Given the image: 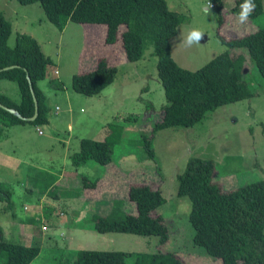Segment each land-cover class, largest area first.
Masks as SVG:
<instances>
[{
  "label": "rangeland",
  "instance_id": "rangeland-1",
  "mask_svg": "<svg viewBox=\"0 0 264 264\" xmlns=\"http://www.w3.org/2000/svg\"><path fill=\"white\" fill-rule=\"evenodd\" d=\"M165 1L169 9L184 17L170 39L176 63L195 70L223 51L243 52L246 65L243 79L252 96L217 106L191 127L172 126L153 131L162 116V106L167 103L157 73L158 24H119L115 28V46L99 41L87 53L83 35H74L71 41L69 36L63 38L39 3L0 0V12L11 22L8 44H14L17 33L29 34L51 59L44 79L37 83L46 95L48 123L0 126V189L10 193V199L0 194V226L4 239L40 247L39 254L29 264H68L82 249L172 251L181 257L191 253L207 255L203 247L192 241L194 230L188 220L191 201L187 196L177 195V174L184 170L188 159H212L214 179L225 191L264 179V76L244 49H232L225 43L264 26V0L263 11L250 16L245 24L238 22L240 5L235 0H224L220 14L215 7L208 6L207 0ZM193 28L200 29L205 36L199 45L187 47L183 40ZM125 32L140 33L143 38L141 53L133 62L125 60L118 45L125 41ZM103 56L117 68L112 83L97 94L76 92L71 85L72 76L106 61ZM2 87L5 88L2 92L19 99L15 81L0 78ZM114 127L121 129V140L115 144L109 163L72 164L70 155L79 150L82 138L102 140ZM144 139L149 140L153 157L148 156ZM29 165L43 168L47 174L71 170L91 178L99 171L101 176L96 188L83 186L81 192L73 195L72 188L66 187L60 191L64 193L60 198L48 197L43 195L48 179L40 176L36 179ZM133 184H147L161 190L165 202L153 214L160 215L167 226L168 239L164 242L153 234L101 233L93 229L96 218L92 211L104 208L102 212L108 213L112 205L125 213L135 211L134 203L128 198V188ZM45 207H50L52 214L42 210ZM66 214L71 217L79 214L75 225L63 222ZM204 259L222 264L220 259L209 255ZM132 261L130 258L127 263ZM197 262L188 261V264Z\"/></svg>",
  "mask_w": 264,
  "mask_h": 264
},
{
  "label": "trees",
  "instance_id": "trees-1",
  "mask_svg": "<svg viewBox=\"0 0 264 264\" xmlns=\"http://www.w3.org/2000/svg\"><path fill=\"white\" fill-rule=\"evenodd\" d=\"M20 4L37 2L46 18L61 32L67 22L105 24L106 40L115 37L119 24H158L155 35L157 73L163 86L166 104L153 131L180 126L188 128L200 121L206 112L227 103L252 96L243 79L245 55L240 51H223L200 68L188 70L179 66L171 54L170 39L184 17L168 8L165 0H16ZM221 13L224 0H207ZM256 8L251 16L263 11V0H254ZM237 5L243 0H235ZM125 60L133 62L141 53L143 38L140 33L126 34ZM11 22L0 12V78L16 82L20 100L13 101L0 93V102L16 109L23 117L34 113V102L26 74L29 75L38 101V115L33 121L20 119L0 107V126L21 123L35 126L48 123L49 107L38 81L44 79L46 66L51 62L31 35L17 33L14 44H8ZM225 43L228 47L244 49L254 60L259 73L264 76V26L237 36ZM117 68L105 60L92 69L72 76V88L84 95L99 93L112 83ZM56 86V85H55ZM117 127V126H116ZM115 127L102 140L82 138L77 152L70 155L74 166L88 162L96 165L109 163L113 149L121 140V129ZM149 140L144 139L147 154L153 157ZM178 196L191 201L188 220L194 232L192 241L203 247L207 255L218 258L222 264H264V179L247 182L225 191L214 179L212 159L190 157L184 170L177 174ZM10 199L9 192L0 189ZM1 197V195H0ZM128 198L135 211L125 213L117 205L100 216L93 229L98 232H123L137 235H157L159 241L168 239V229L160 215L153 210L165 202L159 188L147 184H133L128 188ZM40 252L37 245H24L4 239L0 226V264H29ZM184 264L172 251L124 252L120 250L82 249L68 264Z\"/></svg>",
  "mask_w": 264,
  "mask_h": 264
},
{
  "label": "crops",
  "instance_id": "crops-1",
  "mask_svg": "<svg viewBox=\"0 0 264 264\" xmlns=\"http://www.w3.org/2000/svg\"><path fill=\"white\" fill-rule=\"evenodd\" d=\"M87 24H93V23H83L82 24V23L69 21V22H67L65 28L60 32V33H62L61 36L63 38L65 37V39H68V36H69V41H71L73 38H75L74 35H80L81 36V34H82L83 35V40H84L83 46L86 49L84 51H87V53L90 51V49H93V46L95 44L98 45L99 41L102 44L109 45L110 47L116 45L117 39L114 38V37H113L112 40H113V42L115 41L114 42L115 44L114 43H110L112 40L109 43L106 42V38L105 37H106L107 27H106L105 24H99V25H102V26H99V25H87ZM126 44H127L126 41H123V42L121 41V43L118 44L122 53H124V49H125ZM106 45H104V48L108 47ZM103 58L106 59L107 64L113 65V64H111L108 61L107 57L103 56ZM86 59L87 60H91L90 57H88ZM97 60H98V58L95 59V62ZM3 89H5V88H3V87L0 88V93L8 96L10 99H12L15 102H18L20 100V96H19V99L16 100V98L10 97L6 92H2ZM29 166H30L29 170L32 173L31 175H34V177L36 179H40L38 176H40L41 178L48 179L49 182L46 183L45 189L43 190V195L48 196V197L51 196V197L60 198L59 197L60 194H64V193H62L60 191L66 189V187H69L70 189L72 188L73 195H75L76 193L81 192L82 191L81 187H83V186L86 187V188H89V189L96 188L97 187V183H98V178L101 176L99 174V171L97 173L94 172L95 176H93L91 178L86 177V175H84V174H76V172L71 171V170L70 171L62 170V171H60L58 173L55 172V173L47 174L48 172L45 169H43V168L34 167L33 165H29ZM94 177H97V178L94 179ZM52 182H53V184H52ZM48 183H51V185L48 186L47 185ZM109 191H111V190H109ZM28 195H30V193H28ZM111 207H110V209H111ZM42 210H45V212H47L48 214H52V212H51L52 210H51L50 207L42 208ZM102 211H104V208H103V210L97 209L96 211H94V213H92L93 212L92 211L91 214L95 215L94 217L97 220L100 216H102L105 213H107V212H102ZM101 213H104V214H101ZM73 215H76V214H73ZM77 215H79V214H77ZM75 217L74 216L71 217L70 215L66 214V217L63 219V222L64 223L66 222L67 225H68V223H69V225H75L76 224ZM204 254H205V252H204ZM197 255H198L197 253H191V254H188L187 257H186V255L183 256V254H182V257L181 256H179V257L184 261V264H188V261L193 262V263L197 262L196 260H199V261L206 260V261H208V263L216 262L218 264H221L219 261H210V259H204V257L205 256L207 257V255H204V256L203 255L197 256ZM197 263L201 264L200 262H197Z\"/></svg>",
  "mask_w": 264,
  "mask_h": 264
},
{
  "label": "clouds",
  "instance_id": "clouds-1",
  "mask_svg": "<svg viewBox=\"0 0 264 264\" xmlns=\"http://www.w3.org/2000/svg\"><path fill=\"white\" fill-rule=\"evenodd\" d=\"M256 4L254 0H243V3L240 4V12L238 15V22L240 24H245L248 22L250 16L254 12ZM205 33L200 29L193 28L191 29L187 36L184 38L183 43L187 47H192L193 45H199L204 38Z\"/></svg>",
  "mask_w": 264,
  "mask_h": 264
},
{
  "label": "water",
  "instance_id": "water-1",
  "mask_svg": "<svg viewBox=\"0 0 264 264\" xmlns=\"http://www.w3.org/2000/svg\"><path fill=\"white\" fill-rule=\"evenodd\" d=\"M13 67H19V65L5 66V67L1 68L0 71L1 70H6V69H9V68H13ZM26 77H27V80H28V83H29L30 92H31V95H32V98H33V102H34V113H33V115L30 116V117H23L16 109L7 107L4 104H2L1 102H0V107L2 109H4V110L9 111L10 113L16 115L20 119H24V120H27V121H33L38 115V101H37V98L35 96L34 89L32 87V83H31L29 75L26 74Z\"/></svg>",
  "mask_w": 264,
  "mask_h": 264
},
{
  "label": "built area",
  "instance_id": "built-area-1",
  "mask_svg": "<svg viewBox=\"0 0 264 264\" xmlns=\"http://www.w3.org/2000/svg\"><path fill=\"white\" fill-rule=\"evenodd\" d=\"M208 6H209V7H214V4L211 3V2H208ZM42 229H46V227H45V226H42Z\"/></svg>",
  "mask_w": 264,
  "mask_h": 264
}]
</instances>
